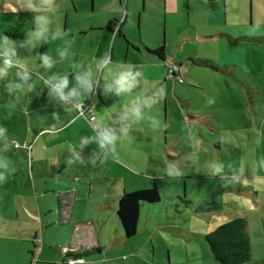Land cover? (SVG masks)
<instances>
[{
  "label": "crops",
  "instance_id": "obj_1",
  "mask_svg": "<svg viewBox=\"0 0 264 264\" xmlns=\"http://www.w3.org/2000/svg\"><path fill=\"white\" fill-rule=\"evenodd\" d=\"M38 1L39 6L36 7L40 9L39 12L27 10L25 0L6 1V5L3 3L0 6V15L5 18L12 15L26 17L28 22L26 21L25 28L20 27L22 22L18 27L11 26L18 35L27 30H34L35 17L45 13L46 9L43 8L47 6L45 0ZM247 2L249 13H245V16L239 15V12H245ZM78 3L85 7V20L81 22L80 27L71 30L67 38L76 39L78 43L77 50L69 53L70 66L55 63L64 58L58 55L60 49L70 51L69 44L65 43L67 39L58 41L56 47L40 40L35 42L36 46L29 45L24 48L25 43H20L15 49L17 57L27 58L33 67L18 65L12 69L16 82L25 86V95L20 99L18 90L13 88V98L7 96V99L0 100V103L13 102L23 113H28L33 118L39 117L42 121L41 127H35L28 136L27 145L26 142L19 145L14 143L15 148H21L23 151V157H28L27 186L30 193L29 197H26L29 199L27 206L23 202L17 205L23 212L27 211L25 214L32 220L34 243L40 240L36 227L37 217H40L42 246L39 254L34 257L42 259V264H63L68 258L74 257L83 258L84 263L81 264H114L115 261L128 264L123 259L128 260L132 255H118L120 250H114L109 255L106 253L112 247L130 243V238L125 236L116 213L118 200L127 190L128 180L138 179V168L148 166L151 154L158 157V172L141 175L143 179L140 178L139 182L143 186L139 185V189H147L150 180L151 187L155 185V178L163 177L164 181L171 179L165 177L169 174L168 165H172L173 170H179L183 164L180 152L194 155L198 150H205L206 137L195 130L196 124L192 120L197 117L193 116L205 113L204 116L208 114L209 120L213 118L212 110L215 107L227 106L231 101L219 97L221 88L212 86L220 85V77L229 74L236 86L242 84L244 79H241L239 71L243 70L244 65L243 60L238 58V54L242 52L238 49L235 51L230 45L241 46L242 40L260 33L253 28V24L255 27L264 26V0H193V4L192 0H78ZM10 5L16 7L17 11L12 12ZM71 5L76 9L72 0ZM197 5L203 8V16L199 20L195 18V13H192ZM28 14L32 15L28 17ZM68 15L69 11H65V31ZM198 26L207 27L208 31L200 32ZM2 28L9 26L1 25L0 38L5 35L11 41L18 39L15 33L5 34ZM243 28L247 29L242 30ZM23 37L21 35L20 39ZM199 44L211 45L212 52L201 55ZM43 54L52 57V67L42 64L39 57ZM105 54L109 56V63L113 67L132 65L134 69L145 70L149 83L156 84V87L151 89L152 92L163 86L165 95L155 97L151 109L141 107L144 119L135 118L126 98L118 97L114 91L103 87V69L97 70L91 89L82 93L83 98L79 101L76 97L69 96L71 102L64 103L60 101V96L53 97L49 87L43 83L51 76L67 75L69 83L62 91L68 96L67 93L73 87L79 86L75 77L84 76L88 67H95L96 61ZM74 59L79 60V63ZM76 65L80 67L77 68ZM170 66H177L179 75L185 77L183 82L180 83L175 75L168 73ZM192 66L208 67L206 72H200V76L213 82L206 88L200 84L207 98L200 103L199 99L195 97L193 100L189 95L190 91L197 88L186 83L187 78L199 80L200 76L191 70ZM25 71L28 75L23 81L21 77ZM234 74L239 77H234ZM187 82L194 83L191 80ZM29 84L32 85L31 88L27 87ZM254 90L248 97L253 105L255 121H248L246 129L243 126L234 134L238 140L237 144L235 141L228 143L226 139L216 137L219 145L209 155H212L210 160L215 159L216 150L220 153L222 151L220 142L224 144V155H217V160H223L225 163L220 177L226 183L221 186V190L235 191L232 195L249 192L255 199V204L259 206L264 205V167L260 166V161L264 160V114L262 119L256 116L261 113L257 107H263L264 110V88L257 86ZM240 93L243 97L241 91ZM210 98L214 100L213 103L208 102ZM75 103H90L91 109L79 114ZM234 104L240 106L241 110L245 108L243 103L239 105L238 100L233 97L230 105ZM105 112L109 113V116L101 121L98 116ZM148 117H152L157 123L153 125ZM201 118L204 120V117ZM180 120L192 121L188 122V133L178 132L177 125ZM241 122L245 125L244 120ZM105 127L111 128L118 139L114 146L105 144L102 149L94 137L98 135L100 128ZM214 127L209 128L219 134L220 127ZM245 130L251 133L246 143ZM64 131L67 135L63 134ZM251 136L254 139L250 144ZM187 140L189 142L186 143ZM231 152L233 159L229 157ZM165 155L168 156L166 159ZM206 160L207 157L204 161L207 163ZM229 164L232 167H229ZM172 174L180 175L177 172ZM214 192L216 194V191ZM51 193L56 195L55 200L50 196ZM16 195L18 200L21 199L18 191ZM211 199L217 203V207L209 212L218 213L220 204L215 196ZM222 202L221 204L226 203ZM56 203L60 209L58 219L66 220L70 230L66 228L67 243L56 244L54 247L53 243L45 239L44 234L50 232L55 224L56 214L53 210ZM42 213L44 220L41 218ZM234 218H240L244 223L251 257L246 219L234 216L220 225ZM129 247L137 251L132 245ZM90 255L95 258H90L88 262ZM101 255L102 257H97ZM112 259L114 261H111Z\"/></svg>",
  "mask_w": 264,
  "mask_h": 264
},
{
  "label": "rangeland",
  "instance_id": "obj_2",
  "mask_svg": "<svg viewBox=\"0 0 264 264\" xmlns=\"http://www.w3.org/2000/svg\"><path fill=\"white\" fill-rule=\"evenodd\" d=\"M6 1L11 2L12 0H1L0 6L3 5V3L5 4ZM51 1L53 10L49 11L47 5L43 8L46 10L42 15H47L49 17L50 22L48 27L51 26V28H49L50 32L60 30L66 34L64 39H67L69 37V32L80 27L81 22L85 20V15L83 14L85 12L83 11L85 7L83 5L81 6L78 0H72L75 3L76 9L72 7L71 0ZM31 2L35 6H39L38 0H31ZM65 11H69L66 31L65 28H63L66 18V16H63ZM192 13H195V18L199 20L203 16V8L197 5L196 10ZM245 13H249L248 2L245 12H239V15L245 16ZM31 15L32 14H28L27 16L30 17ZM18 16L19 15H12L5 18L4 15H0V27L1 25L9 26V28L6 29L2 28L3 32L10 35L16 34V38H18L12 41L14 49H16L20 43H25V47L23 46L24 48L28 47L29 44L27 41L30 38V34L34 31L27 30L18 35L11 26L18 27L19 23L22 22L20 27L25 28L27 21L26 17L19 18ZM253 26L254 29L260 32L259 34L255 37L251 36V38H246L245 41L242 40L241 46L235 47L229 44L235 51L238 49L239 52H242V55L240 53L238 54V58L241 59V61L243 60L244 65L243 70L239 71L241 79H244L242 84L236 86L231 80V75L227 74L225 77L223 76L224 79L220 77L218 81L220 83L219 86L215 84L212 85L215 86V88H221V95L219 94V97L231 101L234 97V99L238 100L239 105L243 103L245 108L243 107L241 110L240 106L235 104L231 106V101H229L227 106L215 107L212 110L213 118L209 120L208 114L206 115L207 118L204 116L205 113H198L193 116L197 117L196 120H192L193 123L196 124L195 130L199 131L201 136L206 137L204 140L205 150H198L194 155H192V153L189 154V152H180V158L181 161L183 160L182 162L184 165L182 164L179 170H174L171 174L169 169L173 170V166L168 165L167 172L169 174L165 177H171V179L164 181L163 177L155 178L154 182L159 192L160 200L157 203H153L151 206L148 204H143L141 206L137 230L134 235L129 237L130 243L121 247L115 246L108 249L106 252L108 255L114 250H120L118 255H132L128 260L123 259L128 264H219L213 259L210 246L204 236L211 229L227 221L229 218L240 216L245 218L248 224L251 246L250 260L245 264H264V205L258 206L255 204V199H253V196L250 195L249 192L232 195L235 191L230 189L228 190L229 192H226V189L221 190V186L226 182L222 181L223 179L220 177L222 175L221 173H217V175L216 173L212 174L211 169L214 164H225L223 160H217L218 154L224 155V144L222 145V142H220L221 153L219 150H216V158H211V160L210 157H212V155H209L219 145L215 140L216 137H222V139H226L228 143H233L230 141H235L237 144L238 140L234 137V134L243 126H245L244 128L246 129L249 125L247 124L248 121H252V123L255 121L253 105L248 96H251V93L255 91L254 87L259 86L264 88V26L257 25L259 27H255V24H253ZM198 27L200 32L208 31L206 29L207 27ZM245 29L247 28H243L242 30ZM20 34L24 36L23 39H20ZM3 37L6 36L1 35V38ZM58 41H61V39L54 41L49 40L46 44L56 47ZM76 41V39L72 38L67 39L70 51L66 52V56L63 59L55 62L56 64L62 63V66H70L71 61L69 60V53L77 50L78 43ZM72 43L73 46L71 47ZM33 45L36 46L35 42ZM200 47V54L204 56L206 53L209 54L213 50L211 45H200ZM18 58L21 60L22 65L32 66L27 61V58ZM74 60L79 63V60ZM202 66H192L191 70L196 73L197 76H200V72H206L208 69V67ZM239 75L234 74V77H239ZM187 80H191L194 83L187 82ZM187 80V84L197 88L189 92L190 97H192L193 100H195V97L199 99L198 103L203 102V99L206 97L205 94H203L204 89L200 84L206 88L208 84H212L213 82L201 76L199 80H192L191 78H187ZM13 82H16L15 76L13 75L12 69H9L7 74L0 78V100H6L7 96L13 98V87H11ZM236 87H238L239 90ZM17 94L20 99H22V95H25V93H20L19 91ZM26 98L27 97H25V99ZM259 108L261 113L256 117L262 119L264 110L263 107H257V109ZM219 115L221 116L219 117ZM201 117H204V120ZM242 120H244L245 125L242 124ZM190 121H179L177 130L180 134L188 133V122ZM41 122L39 117L33 118L32 115L29 116L28 113H23L18 108L17 104L13 102H8L6 104L0 103V128L4 129L3 135L0 136V156L10 160L14 168V171L10 175L6 174V181L0 184V264H37L38 257L34 256L39 254L42 246V229L39 225L40 217H37L36 226L38 231L37 237L40 240L34 243V235L33 232H31L33 231L31 230L32 220L25 214L28 212H23V209L18 208L17 205L22 202L26 206L29 204V199L26 198L30 195L27 186L28 157L24 158L23 151L21 148H15L14 143L19 145L22 142H26L25 144L27 145L28 136L32 134L35 127H41ZM211 126H215V129L220 127V133L217 134L212 132L209 128ZM255 131L260 134L257 130ZM63 134L67 135L66 131H64ZM249 134L251 133L245 130V143L248 142L247 139ZM172 136L174 137V135ZM213 138L214 143H212ZM253 139L254 137L249 141L250 144L253 142ZM187 142H189V140H187L186 143ZM25 148H28V146H25ZM205 152L207 154H205ZM232 152L229 155L231 159L234 158ZM167 157V155L164 156L165 159ZM206 157V161L209 164L208 166L207 163L204 162ZM157 158L158 157L154 154L149 156L148 166L138 168V172H136L138 173V179H129L126 186L127 190L124 193L139 190V185L143 186V184L139 182L140 178L143 179V176L140 177L141 175L158 172ZM14 163H16V166H14ZM177 171L180 175L172 174ZM151 182L150 180V184H148L146 188L151 187ZM8 184L11 186L9 187ZM17 191L21 198L19 200L16 195ZM214 191H216V194ZM50 196L55 200V194L51 193ZM213 196H215L216 201L220 204L218 213L212 214L211 212L214 211L209 212L198 208L203 201H209ZM41 199L40 201L43 203ZM222 201L226 203L221 204L223 203ZM54 207L53 211L56 214L55 224H53L50 232H45L44 237L56 247V244L67 243L68 236L66 233L68 230L66 231V228L69 230L70 228L66 220L63 221L59 220L60 218L58 219L60 209L57 203ZM41 218L44 220L43 213L41 214ZM112 237L114 238L113 235ZM129 245L135 247L137 251L129 247ZM33 250L34 252L32 253ZM97 257H102V255ZM122 257L126 258L128 256ZM90 258H95V256H88V262ZM111 261L114 260L112 259ZM38 263L42 264L43 260L39 259ZM114 264H121V262L119 261L118 263L115 261Z\"/></svg>",
  "mask_w": 264,
  "mask_h": 264
},
{
  "label": "clouds",
  "instance_id": "obj_3",
  "mask_svg": "<svg viewBox=\"0 0 264 264\" xmlns=\"http://www.w3.org/2000/svg\"><path fill=\"white\" fill-rule=\"evenodd\" d=\"M45 3L48 5V10L52 11L51 0H45ZM25 6L27 10L32 12H39L40 9L37 8L31 0H25ZM12 12H16L17 8L14 6H9ZM49 17L47 15H37L35 17L36 27L34 31L30 34V38L27 43L29 45H33L34 42L43 40L48 42L49 40H63L65 38V33L56 30L50 32L49 30ZM67 43V41H65ZM58 55L63 58L66 56V49H60L58 51ZM42 64L45 67H52L53 59L48 54H43L39 57ZM0 78L7 74L9 69H13L16 66H21V60L17 57L15 49L12 46V41H10L7 37L0 38ZM79 68V65H76ZM103 69V87L106 90H112L118 97L126 98L127 104L130 106V111L135 115L137 120L144 119V113L141 111V107L151 109L153 104L155 103V97L164 96L165 90L163 86L160 88H156V91L152 92L151 89L156 87L155 82L149 83L145 70L143 69H134L132 65H120L118 68L113 67L109 63V56L104 55L96 61L95 67H88L87 72L84 76L77 75L75 78L79 82L78 87H73L68 93V96L76 97L77 101L83 98L82 93L88 92L92 87V82L94 80L95 74L97 70ZM27 71L24 72L21 80L27 79ZM44 85L49 87V90L53 97L59 95L63 97V89L68 85L69 78L67 75L60 76H51L49 79L43 81ZM11 87L18 90L20 93L26 91L25 86L20 82H13ZM31 88L32 85L29 84L27 86ZM135 90V91H134ZM209 103H213V99H209ZM109 116V113L105 112L102 115H99L98 118L101 121H104L106 117ZM148 119L152 120L153 125L157 123L155 119L152 117H148ZM99 128V127H98ZM4 133V129L0 128V136ZM97 140L99 146L103 149L105 144L108 146H114L115 141L118 139L116 134L113 132L111 128L105 127L100 128L98 136L94 137ZM105 156H107V152H105ZM260 166L264 167V160L260 161ZM225 165L223 163H217L212 165V174L222 172ZM229 167H232L229 164ZM14 171L12 167L11 161L7 158L0 156V184H3L7 175H10ZM174 171L169 169V172ZM177 174L178 171H177Z\"/></svg>",
  "mask_w": 264,
  "mask_h": 264
},
{
  "label": "trees",
  "instance_id": "obj_4",
  "mask_svg": "<svg viewBox=\"0 0 264 264\" xmlns=\"http://www.w3.org/2000/svg\"><path fill=\"white\" fill-rule=\"evenodd\" d=\"M159 200L160 195L155 185L121 195L116 213L126 237L129 238L136 233L141 206L153 205ZM216 207L217 203L213 199L203 201L198 206L205 211L215 210ZM205 239L214 260L219 264H245L250 258L248 237L240 218H234L226 224L214 227L205 234Z\"/></svg>",
  "mask_w": 264,
  "mask_h": 264
},
{
  "label": "built area",
  "instance_id": "obj_5",
  "mask_svg": "<svg viewBox=\"0 0 264 264\" xmlns=\"http://www.w3.org/2000/svg\"><path fill=\"white\" fill-rule=\"evenodd\" d=\"M168 73L169 74H172V75H175L176 76V79L179 81V82H183V78L181 77V75H179V71H178V68L177 66H170L168 68ZM60 101L64 102V103H69L71 102L70 98L68 96H66L65 94L63 95V97H59ZM78 113L79 114H83L85 113L87 110L89 111L91 108H90V103L87 104V105H84L83 103H76L74 104ZM94 117L92 116L91 119H93ZM81 263H84V259L81 258V257H74V258H68L63 264H81Z\"/></svg>",
  "mask_w": 264,
  "mask_h": 264
}]
</instances>
